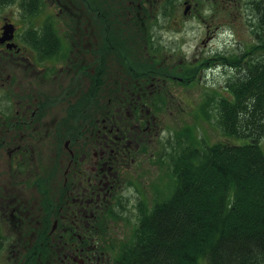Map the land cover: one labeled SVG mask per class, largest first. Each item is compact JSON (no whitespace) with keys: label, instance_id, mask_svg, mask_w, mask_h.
<instances>
[{"label":"flooded vegetation","instance_id":"af4514ba","mask_svg":"<svg viewBox=\"0 0 264 264\" xmlns=\"http://www.w3.org/2000/svg\"><path fill=\"white\" fill-rule=\"evenodd\" d=\"M206 1L213 16L203 42L220 25L216 10L235 11L244 0ZM203 4L41 0L33 14L21 4L16 13L13 2L0 10V264L119 262L121 252L109 253L110 225L133 206L137 213L143 196L138 175L125 182V162L141 156L143 170L153 155L158 163L160 149L148 154L143 142L165 124L164 92L155 86L170 79L186 86L188 72L222 63L216 56L174 63L163 52L162 29L201 15ZM31 29L54 48L36 50ZM108 104L116 106L112 113L99 109Z\"/></svg>","mask_w":264,"mask_h":264},{"label":"trees","instance_id":"16d2710c","mask_svg":"<svg viewBox=\"0 0 264 264\" xmlns=\"http://www.w3.org/2000/svg\"><path fill=\"white\" fill-rule=\"evenodd\" d=\"M13 1L0 0V10ZM39 1L20 0L19 6L33 14ZM245 5L255 22V40L223 56L221 64L233 70L225 84L230 97L215 95L213 105L222 132L245 143H210L186 125L160 143L156 162L159 177L169 179L167 189L163 193L158 183L149 184L150 206L141 192L133 240L123 246L117 264H264V0ZM31 30L28 39L36 50L46 54L54 48L52 40ZM187 75L186 84L196 76ZM115 107L99 109L112 113ZM200 112L206 119L203 105ZM78 117L83 116L78 112Z\"/></svg>","mask_w":264,"mask_h":264},{"label":"rangeland","instance_id":"374dc122","mask_svg":"<svg viewBox=\"0 0 264 264\" xmlns=\"http://www.w3.org/2000/svg\"><path fill=\"white\" fill-rule=\"evenodd\" d=\"M13 3H15L13 9L16 10L17 13L18 9L16 8L19 7L18 3H20V0H15ZM203 3V7L200 9L201 13L198 11L201 15L194 16L191 14L188 16L187 22L183 23V25L180 24L174 27L173 30L165 28L161 31L163 35L161 38V44L164 46L163 52L167 55L170 53L171 57H174V63H179L180 59H183L184 63L194 64L195 56L208 61L211 60V57L216 56L222 61L224 58L223 56L235 54L239 49L244 48L250 43H254L255 38L253 35L252 23L255 24V22L250 19L251 14L249 8L245 5V0L242 1V4L238 5L239 7H237L235 11H229L227 7L223 8L224 10L222 8L217 9L215 15L216 18L220 17V25L217 29H214L213 38L203 42L204 26L207 23L211 24L209 18L213 16L212 10L209 9V2L203 0ZM197 17H205L206 21H202L201 18ZM172 40H175L174 45L171 43ZM216 52H218L217 55L215 54ZM192 70L193 69L190 68V71ZM232 72L233 70L221 64L216 65L212 70L205 69L201 72H193L197 77L195 76L194 80L187 83L188 86L175 83L171 79L167 82H162L161 80L158 85L156 84L157 87L155 86L156 89L154 92L157 93L158 91L162 94L164 92L167 109L162 107L164 115L163 120L165 121L164 128L162 127L160 129L161 132H159L158 135H154L152 140L150 138L151 141H143L148 143V154H151L152 151L156 154V151H159L158 149L161 148L160 143L168 137H171L172 132L178 130L181 125L193 127L195 133L198 132V134H200L201 139L204 137V139L210 143L216 141H230V143L234 142L236 144L245 143L238 138L226 136L222 132L216 120L217 114L213 110V105L218 100L217 97H230L225 84L227 79L232 75ZM173 75L176 76L178 73L174 72ZM163 76L164 74L157 75L158 78ZM211 98L214 100L209 102ZM205 101L211 103V106L208 107ZM201 105L209 111V113L206 112L208 114L206 119L201 117ZM200 117L203 120L200 119ZM167 126L170 128H167ZM131 145H135L134 141L130 142V146ZM260 146L264 152V139L260 140ZM151 156L153 155H150V159L147 157L148 159L146 158L143 161V170L139 166L140 156L135 163L134 160H127L125 163L128 168L124 171L125 182L129 181L133 174L136 176L138 175V182L143 186L142 191H146L144 193H146V202L148 206L154 203V193L152 192L151 195L149 184L158 183L160 189L164 193L169 183V179L167 180L166 176L159 177L161 174L159 165H156L155 162H151L153 160ZM87 162L89 164L91 161L89 160ZM133 192L134 188L131 187L130 195L134 194ZM126 194L128 193L126 192ZM157 197H159V194ZM130 200L132 201V198L127 199V201ZM137 215L138 212L136 213L133 206L124 214L120 223H113L110 225L111 230L114 231L109 249V253L112 256L119 253L120 250L125 247L124 244L130 243L133 240L134 231L138 224ZM121 224L123 226L120 227ZM118 226L119 230L117 231L116 228ZM117 247L120 248L116 250Z\"/></svg>","mask_w":264,"mask_h":264},{"label":"water","instance_id":"95a60500","mask_svg":"<svg viewBox=\"0 0 264 264\" xmlns=\"http://www.w3.org/2000/svg\"><path fill=\"white\" fill-rule=\"evenodd\" d=\"M9 31H11V29Z\"/></svg>","mask_w":264,"mask_h":264}]
</instances>
